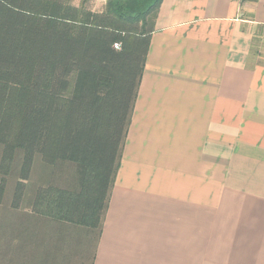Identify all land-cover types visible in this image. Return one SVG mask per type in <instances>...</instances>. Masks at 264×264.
I'll return each instance as SVG.
<instances>
[{
    "label": "crops",
    "instance_id": "obj_1",
    "mask_svg": "<svg viewBox=\"0 0 264 264\" xmlns=\"http://www.w3.org/2000/svg\"><path fill=\"white\" fill-rule=\"evenodd\" d=\"M93 254L264 264V0H162Z\"/></svg>",
    "mask_w": 264,
    "mask_h": 264
},
{
    "label": "trees",
    "instance_id": "obj_2",
    "mask_svg": "<svg viewBox=\"0 0 264 264\" xmlns=\"http://www.w3.org/2000/svg\"><path fill=\"white\" fill-rule=\"evenodd\" d=\"M89 1L0 0V203L16 159L24 181L37 160L67 163L68 187L37 191L31 212L97 243L162 0Z\"/></svg>",
    "mask_w": 264,
    "mask_h": 264
},
{
    "label": "rangeland",
    "instance_id": "obj_3",
    "mask_svg": "<svg viewBox=\"0 0 264 264\" xmlns=\"http://www.w3.org/2000/svg\"><path fill=\"white\" fill-rule=\"evenodd\" d=\"M80 1L70 3L78 6ZM103 6V0H90L87 4L92 12L101 11ZM114 44L119 45L117 50ZM114 44L113 50L119 51L121 43ZM19 166L20 160L16 159L0 203V264H90L88 254L94 248V233L87 236L93 241L86 246L84 231L38 217L30 209V202L40 189L68 187L74 168L67 163L48 167L37 160L24 181L19 178ZM83 249H87L85 260Z\"/></svg>",
    "mask_w": 264,
    "mask_h": 264
},
{
    "label": "built area",
    "instance_id": "obj_4",
    "mask_svg": "<svg viewBox=\"0 0 264 264\" xmlns=\"http://www.w3.org/2000/svg\"><path fill=\"white\" fill-rule=\"evenodd\" d=\"M114 49L117 50L119 48V45L118 44H114Z\"/></svg>",
    "mask_w": 264,
    "mask_h": 264
}]
</instances>
